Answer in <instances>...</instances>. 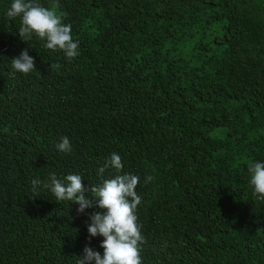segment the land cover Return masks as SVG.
I'll list each match as a JSON object with an SVG mask.
<instances>
[{
	"label": "trees",
	"instance_id": "obj_1",
	"mask_svg": "<svg viewBox=\"0 0 264 264\" xmlns=\"http://www.w3.org/2000/svg\"><path fill=\"white\" fill-rule=\"evenodd\" d=\"M38 2L72 25L80 54L21 40L0 0V264L102 255L88 225L106 210L79 213L42 184L80 174L91 196L118 174L112 153L141 178L142 264H264L248 173L264 161V0ZM24 50L27 75L11 67Z\"/></svg>",
	"mask_w": 264,
	"mask_h": 264
},
{
	"label": "clouds",
	"instance_id": "obj_2",
	"mask_svg": "<svg viewBox=\"0 0 264 264\" xmlns=\"http://www.w3.org/2000/svg\"><path fill=\"white\" fill-rule=\"evenodd\" d=\"M6 15L11 20L19 18L21 26L18 35L26 43L35 38L43 41L48 50L62 51L68 59L79 56V42L73 39L72 25L65 23L55 10L41 6L38 0H12ZM11 67L14 72L24 75L37 70L34 58L27 50L11 59ZM55 147L66 154L72 151V144L67 136H62ZM106 167L115 169L118 174L103 180L100 186L91 188V196L87 195L89 190L82 184L83 177L80 174H67L58 178L56 173H51L43 184L39 180H33V190L42 184L57 201L78 205L79 213L93 207L106 210L93 213L88 225L91 237L103 238V254L85 247L77 264H142L140 251L144 236L136 215L137 206L141 204V197L136 191L141 178L127 172L119 174L124 164L117 153L111 154ZM105 168L99 169L98 175ZM248 173L253 195L257 200L264 201V161L251 163ZM152 179L147 176L144 183L147 184Z\"/></svg>",
	"mask_w": 264,
	"mask_h": 264
}]
</instances>
